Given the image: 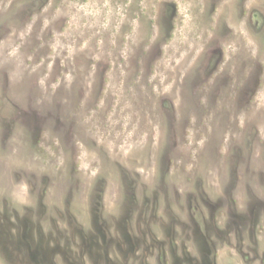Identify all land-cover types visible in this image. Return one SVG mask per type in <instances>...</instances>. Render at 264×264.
I'll list each match as a JSON object with an SVG mask.
<instances>
[{"label": "rangeland", "instance_id": "rangeland-1", "mask_svg": "<svg viewBox=\"0 0 264 264\" xmlns=\"http://www.w3.org/2000/svg\"><path fill=\"white\" fill-rule=\"evenodd\" d=\"M0 264H264V0H0Z\"/></svg>", "mask_w": 264, "mask_h": 264}]
</instances>
